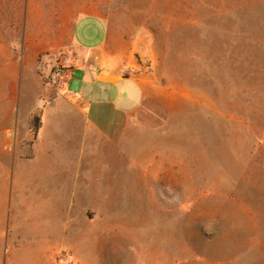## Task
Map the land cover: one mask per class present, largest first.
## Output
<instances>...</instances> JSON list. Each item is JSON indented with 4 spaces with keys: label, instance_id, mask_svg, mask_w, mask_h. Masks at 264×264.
Returning <instances> with one entry per match:
<instances>
[{
    "label": "rangeland",
    "instance_id": "obj_1",
    "mask_svg": "<svg viewBox=\"0 0 264 264\" xmlns=\"http://www.w3.org/2000/svg\"><path fill=\"white\" fill-rule=\"evenodd\" d=\"M41 6L0 0V115ZM110 10L142 38L136 73L168 90L128 127L126 191L95 194L48 245L19 199L10 226L13 147L0 142V264H264V0H111Z\"/></svg>",
    "mask_w": 264,
    "mask_h": 264
},
{
    "label": "crops",
    "instance_id": "obj_2",
    "mask_svg": "<svg viewBox=\"0 0 264 264\" xmlns=\"http://www.w3.org/2000/svg\"><path fill=\"white\" fill-rule=\"evenodd\" d=\"M29 2L47 7L39 8V23L16 42L21 61L14 60L0 142L13 147L6 168L10 226L11 205L19 199L18 207L29 209L27 228L50 245L63 226L72 225V211L94 208L95 194L120 193L121 184L125 193L128 127L146 101L168 90L136 73L142 38L112 16L111 0ZM42 54L49 55L46 70L57 61L66 68L60 85H48L39 73ZM38 113L41 126L34 135L31 122Z\"/></svg>",
    "mask_w": 264,
    "mask_h": 264
},
{
    "label": "built area",
    "instance_id": "obj_3",
    "mask_svg": "<svg viewBox=\"0 0 264 264\" xmlns=\"http://www.w3.org/2000/svg\"><path fill=\"white\" fill-rule=\"evenodd\" d=\"M48 54H43L38 60V71L46 78V83L52 87L58 86L65 78L66 68L60 63L55 62L52 66L48 67Z\"/></svg>",
    "mask_w": 264,
    "mask_h": 264
},
{
    "label": "trees",
    "instance_id": "obj_4",
    "mask_svg": "<svg viewBox=\"0 0 264 264\" xmlns=\"http://www.w3.org/2000/svg\"><path fill=\"white\" fill-rule=\"evenodd\" d=\"M40 126H41V116H40V113H38L33 116L32 122H31V129L34 135L37 134Z\"/></svg>",
    "mask_w": 264,
    "mask_h": 264
}]
</instances>
